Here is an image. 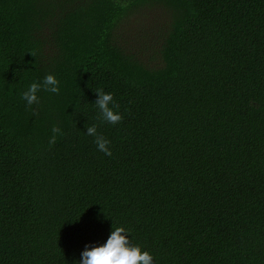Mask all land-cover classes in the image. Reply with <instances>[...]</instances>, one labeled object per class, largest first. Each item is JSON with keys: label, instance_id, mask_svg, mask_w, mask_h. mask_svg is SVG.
<instances>
[{"label": "trees", "instance_id": "16d2710c", "mask_svg": "<svg viewBox=\"0 0 264 264\" xmlns=\"http://www.w3.org/2000/svg\"><path fill=\"white\" fill-rule=\"evenodd\" d=\"M113 227L153 264H264V0H0V264Z\"/></svg>", "mask_w": 264, "mask_h": 264}, {"label": "clouds", "instance_id": "9594fccd", "mask_svg": "<svg viewBox=\"0 0 264 264\" xmlns=\"http://www.w3.org/2000/svg\"><path fill=\"white\" fill-rule=\"evenodd\" d=\"M42 88L50 93L59 94V81L54 75L48 74L42 83L33 82L21 94V99L26 102L29 108L34 104H39L37 93ZM95 93L98 96L94 103L99 110L98 119L113 126L121 123L123 116L115 111L119 105L115 104L113 95L105 93L102 88H98ZM33 115H38V113L34 111ZM51 131L53 135L49 140L50 145L56 143V135L60 133V129L53 126ZM86 134L94 137L93 142L98 151L109 157L112 155L109 148L110 141L98 134L96 125L87 127ZM81 256V264H153L152 255L148 251H142L138 245H132L129 240V233L123 227H113L106 243L101 246L89 248L86 245Z\"/></svg>", "mask_w": 264, "mask_h": 264}]
</instances>
